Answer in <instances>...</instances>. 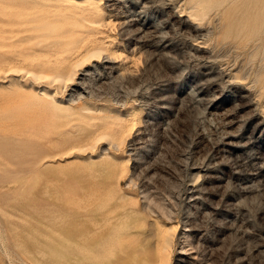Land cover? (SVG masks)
I'll list each match as a JSON object with an SVG mask.
<instances>
[{
	"label": "rangeland",
	"instance_id": "374dc122",
	"mask_svg": "<svg viewBox=\"0 0 264 264\" xmlns=\"http://www.w3.org/2000/svg\"><path fill=\"white\" fill-rule=\"evenodd\" d=\"M161 225L264 264V0H0V264H154Z\"/></svg>",
	"mask_w": 264,
	"mask_h": 264
},
{
	"label": "bare ground",
	"instance_id": "6f19581e",
	"mask_svg": "<svg viewBox=\"0 0 264 264\" xmlns=\"http://www.w3.org/2000/svg\"><path fill=\"white\" fill-rule=\"evenodd\" d=\"M98 7L100 10H102V4L101 3H98ZM108 21H110V20H108ZM35 34H37V33H35ZM102 47H103L102 43L98 39L82 38V39L76 40V41L73 40L71 47H70V53L67 56V60H69V68L71 69L73 67V65L75 67L76 65H79V64L83 63L84 61L90 60L91 58L99 57L102 54V50H103ZM74 73H75V70L72 68L70 70L68 78L71 79L73 77ZM138 116H139V112L137 110H132L131 112H128L127 115L124 117L123 125L121 126L122 130L127 129L129 127H133L134 125H136V123L138 122ZM175 230H176V228L174 226H168V225H161L158 228L159 239H158V243H157V249H156L157 252H156L155 260L153 262L154 264H163L165 262V260L168 258V254L170 253V248L172 247L173 239L175 236Z\"/></svg>",
	"mask_w": 264,
	"mask_h": 264
}]
</instances>
